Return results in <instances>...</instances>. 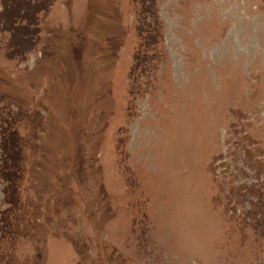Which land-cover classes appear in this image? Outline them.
<instances>
[{"label":"rangeland","instance_id":"obj_1","mask_svg":"<svg viewBox=\"0 0 264 264\" xmlns=\"http://www.w3.org/2000/svg\"><path fill=\"white\" fill-rule=\"evenodd\" d=\"M50 8L0 24V264H264V0Z\"/></svg>","mask_w":264,"mask_h":264},{"label":"trees","instance_id":"obj_2","mask_svg":"<svg viewBox=\"0 0 264 264\" xmlns=\"http://www.w3.org/2000/svg\"><path fill=\"white\" fill-rule=\"evenodd\" d=\"M35 1V3H34ZM51 0H3V3L5 5V8L9 10V16L12 20L17 19L21 22L27 21V24L25 26L20 25L18 27V24L15 22L14 29L16 32H19L21 34L23 31L25 32L26 29H29L34 23V15L32 14L31 10H35V8L40 7L42 9H46L47 5H49ZM146 2H149L150 5L154 6L155 0H142V3L144 7L146 6ZM39 5V6H38ZM31 9V10H30ZM21 18V19H18ZM153 25L149 24V27L151 28ZM16 132L12 134L10 137L11 140L13 139V144H8V147L6 148V156L3 160V173L4 171L9 167L13 169H17L20 162V139H18V136L16 137ZM7 146V145H6ZM5 150V149H4ZM6 180L9 181V183L12 185L15 183V179L12 178L11 174H7ZM7 196H11L8 194Z\"/></svg>","mask_w":264,"mask_h":264}]
</instances>
